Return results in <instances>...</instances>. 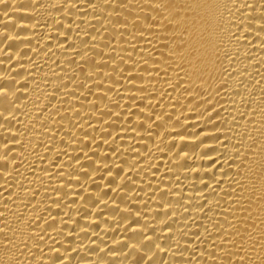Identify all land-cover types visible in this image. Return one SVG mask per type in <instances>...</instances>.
<instances>
[{"label":"bare ground","instance_id":"obj_1","mask_svg":"<svg viewBox=\"0 0 264 264\" xmlns=\"http://www.w3.org/2000/svg\"><path fill=\"white\" fill-rule=\"evenodd\" d=\"M0 264H264V0H0Z\"/></svg>","mask_w":264,"mask_h":264}]
</instances>
